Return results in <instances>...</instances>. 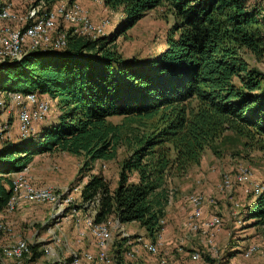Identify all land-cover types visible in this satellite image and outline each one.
<instances>
[{
    "label": "trees",
    "instance_id": "16d2710c",
    "mask_svg": "<svg viewBox=\"0 0 264 264\" xmlns=\"http://www.w3.org/2000/svg\"><path fill=\"white\" fill-rule=\"evenodd\" d=\"M100 1L105 8L120 9L125 28L167 5L172 24L165 46L155 59L124 61L112 35L93 40L68 35L61 50L0 65V90L36 92L57 106L53 121L39 125L36 136L34 130L21 144L1 143L0 213L6 212L11 194L8 176L32 156L63 151L82 156L80 171H90L93 161L115 157L121 126L108 117L157 116L148 130L127 140L115 186L110 188L99 173L88 175L76 206L82 210L96 203L94 223L136 222L155 242L170 197L169 174L197 163L203 148L224 130L264 149V75L248 69L239 55L241 50L263 55L264 10L249 0ZM241 193L251 197L249 217L263 223L264 186L258 194L251 188ZM119 239L117 244L125 245V238ZM27 248L20 260L30 253L27 261L34 260L37 248L43 252L39 244L27 243ZM125 250L116 252V264H122Z\"/></svg>",
    "mask_w": 264,
    "mask_h": 264
},
{
    "label": "rangeland",
    "instance_id": "374dc122",
    "mask_svg": "<svg viewBox=\"0 0 264 264\" xmlns=\"http://www.w3.org/2000/svg\"><path fill=\"white\" fill-rule=\"evenodd\" d=\"M76 3L86 11L93 24L109 19V24L104 27V37L113 36L112 45L124 61L155 59L163 50L166 34L172 24V15L167 5L160 4L147 11L132 26L125 28L120 9L105 8L98 0H77ZM249 5L264 10V0H249ZM16 9L21 10L19 7ZM262 30L264 31V25ZM239 55L248 69L264 75V53L260 57H253L241 50ZM50 108L51 112L47 118L41 124H35V136L38 134L39 125H46L55 118L57 106L54 102ZM156 119L157 116L148 119L108 117V122L121 126L122 134L120 141L115 145V157L93 161L90 171H80L82 156L63 151L53 150L32 156L26 166L17 172L34 187L48 185L55 193L69 194L75 206L74 211H67L65 216L57 221L61 216L51 217L52 204L44 202L23 204L3 213L0 220L10 226L11 234H0V264H56V255L67 256L71 250L86 251L95 255L97 249L93 237L88 234L82 220L91 212V207L84 205L82 210L76 207L80 204L79 191L88 175L95 173L101 174L110 188H113L120 161L128 150L127 140H131L132 135L144 133ZM18 128L17 113L14 109L9 137L11 145L25 141L20 137ZM258 147L243 136L224 130L203 148L197 163L189 164L178 175L169 174L167 185L170 188V197L165 207L160 242L155 240L156 252L147 253L134 247L133 256L122 258V264H190L189 256L193 250L200 252L204 264H264V222L259 223L257 219L249 217L251 197L241 192L243 189H250V184L241 185L235 180L238 170L245 168L250 175L248 181L264 186V149ZM17 172L10 174L8 178L12 180ZM223 175L229 177L232 186L226 191L219 189ZM194 193L201 196V212L197 218H190L188 196ZM211 216L217 217V225H207ZM237 219L240 223L236 222ZM111 221L112 218L109 219V222ZM187 223H195L196 228L191 229ZM120 226L125 234L131 235V239L138 236L142 241L150 242L144 229L136 222H125ZM77 229L83 231V236L76 234ZM13 237L22 238L30 245L49 246L54 254L39 252L37 248V254L32 261H27L31 253L18 262L3 259L2 247ZM119 237L115 230H112V243L107 251L113 260L108 264H116V252L127 247L125 245H132L117 244ZM75 239L79 241L76 242ZM250 244H253L256 250L247 257H242L241 249Z\"/></svg>",
    "mask_w": 264,
    "mask_h": 264
},
{
    "label": "built area",
    "instance_id": "2783aa9c",
    "mask_svg": "<svg viewBox=\"0 0 264 264\" xmlns=\"http://www.w3.org/2000/svg\"><path fill=\"white\" fill-rule=\"evenodd\" d=\"M77 0H57L49 5L44 0H0V65L8 62L19 61L24 56L35 52L57 51L64 48L66 38L70 36H84L91 40L104 37V27L109 24V19L101 20L93 24L86 11L80 7ZM100 3L101 1L98 0ZM102 4V3H101ZM21 8L17 11L16 8ZM111 19V17H110ZM52 106L51 99L36 92H19L0 90V146L5 140H9L15 109L18 119V129L21 138L31 137L34 133V126L41 122L48 114ZM11 120V121H10ZM249 172L245 168L238 170L235 180L243 185L250 184L254 194L262 190V185L248 181ZM231 181L227 175H223L219 189L222 191L231 188ZM11 194L6 203L5 211L10 212L20 204L28 203H49L52 204L53 213L51 217H60L74 211L73 200L69 194L55 193L48 186L34 187L24 180L20 172L14 174L11 180ZM201 196L197 193L188 196V203L191 207L190 218H197L201 212ZM64 204L66 206L64 207ZM91 205H94L91 207ZM88 206V205H86ZM96 203L90 204L91 212L86 214L82 220L87 231L93 237L94 246L97 249L95 255L86 251H70L67 256H55L56 264H95L109 263L108 246L112 243V230L119 238H125V257H132L134 247L140 248L147 253L156 252V242H144L138 236L131 239V235L124 233L120 223L116 220L94 223ZM58 215V216H57ZM240 223V220H236ZM160 223H163L160 220ZM191 229H195V223H187ZM218 224V219L211 216L208 226ZM162 230V229H161ZM0 233L11 234L9 225L0 220ZM161 233V231H160ZM160 233L156 239L160 242ZM78 236H83V231H78ZM79 240L76 239V242ZM44 253L54 254L51 247L41 245ZM256 250L253 244L246 246L242 251V257H247ZM27 243L22 238L11 239L2 247L3 259L19 261L24 253H27ZM264 252V250H263ZM190 264H204L198 251L193 250L189 256Z\"/></svg>",
    "mask_w": 264,
    "mask_h": 264
},
{
    "label": "crops",
    "instance_id": "0c3cea01",
    "mask_svg": "<svg viewBox=\"0 0 264 264\" xmlns=\"http://www.w3.org/2000/svg\"><path fill=\"white\" fill-rule=\"evenodd\" d=\"M23 204H20V205H18L17 207H20V206H22ZM3 217V215L0 213V218H2ZM87 230V229H86ZM78 231H81L80 229H77V231H76V234L78 233ZM85 231V230H84ZM164 231V230H163ZM87 232V231H86ZM88 234H89V232H88ZM78 235V234H77ZM90 235V234H89ZM75 241H76V239H75ZM75 243V242H74Z\"/></svg>",
    "mask_w": 264,
    "mask_h": 264
}]
</instances>
